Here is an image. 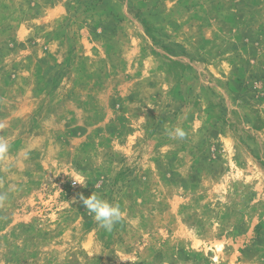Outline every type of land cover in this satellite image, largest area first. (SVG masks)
Instances as JSON below:
<instances>
[{
	"label": "rangeland",
	"instance_id": "rangeland-1",
	"mask_svg": "<svg viewBox=\"0 0 264 264\" xmlns=\"http://www.w3.org/2000/svg\"><path fill=\"white\" fill-rule=\"evenodd\" d=\"M0 139V264H264V0H0Z\"/></svg>",
	"mask_w": 264,
	"mask_h": 264
},
{
	"label": "clouds",
	"instance_id": "clouds-1",
	"mask_svg": "<svg viewBox=\"0 0 264 264\" xmlns=\"http://www.w3.org/2000/svg\"><path fill=\"white\" fill-rule=\"evenodd\" d=\"M168 135L172 138L184 139L186 133L177 126L170 129ZM8 150V143L0 139V157L5 156ZM81 201L83 207L93 215L98 226L106 231H111L121 218L122 212L119 205L111 204L94 193L87 198L82 196Z\"/></svg>",
	"mask_w": 264,
	"mask_h": 264
}]
</instances>
